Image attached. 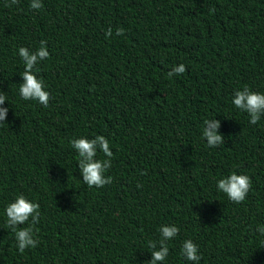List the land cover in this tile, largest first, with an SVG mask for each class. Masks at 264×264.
I'll use <instances>...</instances> for the list:
<instances>
[{"label":"trees","instance_id":"obj_1","mask_svg":"<svg viewBox=\"0 0 264 264\" xmlns=\"http://www.w3.org/2000/svg\"><path fill=\"white\" fill-rule=\"evenodd\" d=\"M41 2L0 0V264H146L147 241L173 224L163 264H191L185 240L199 264H264V116L252 125L231 103L245 85L264 94V0ZM41 40L48 108L19 96L18 49ZM210 118L224 138L215 148L201 138ZM97 135L113 152V182L99 189L82 182L70 145ZM233 172L252 183L240 204L216 188ZM21 194L41 213L40 242L23 253L4 214Z\"/></svg>","mask_w":264,"mask_h":264},{"label":"clouds","instance_id":"obj_2","mask_svg":"<svg viewBox=\"0 0 264 264\" xmlns=\"http://www.w3.org/2000/svg\"><path fill=\"white\" fill-rule=\"evenodd\" d=\"M19 3V0H6L5 7H12ZM29 8L38 11L43 8L41 0H30ZM214 12L215 9H210ZM125 29L119 27L115 30L116 36H124ZM113 35V30L108 28L105 31V38ZM18 54L24 64L21 73L22 83L19 84V96L24 101H36L43 108L49 107L50 94L45 90V84L35 73L40 69L37 67L42 61L49 59V52L46 42L41 40L39 48L30 52L27 48L18 49ZM186 67L183 64L175 66L167 73L169 79L176 75L185 73ZM6 96L0 92V105L5 104ZM232 105L249 117V123L257 124L264 116V94L252 92L245 85L242 90L235 91L231 100ZM8 108L0 107V126L6 125ZM220 121L215 118L205 119L201 129V138L206 141L209 148H215L224 143V138L218 134ZM71 148L78 156V168L82 182L88 187L96 189L103 188L113 182L112 176H106L112 167L113 152L108 139L97 135L89 140L87 138H76L70 141ZM102 154V159H97ZM141 185H137L140 187ZM252 187L250 178L247 175H238L235 172L227 177L221 178L216 183L218 192H222L232 203L240 204ZM40 205L29 201L23 194L17 196L14 202L9 203L5 209L6 225L15 235L17 251L23 253L25 250L34 249L39 244L38 229L35 227L40 223ZM26 225V226H25ZM23 226V227H22ZM180 229L176 225L161 226L158 240H148L147 246L152 251L151 259L146 264H163L169 255L168 242L174 240ZM256 231L264 235V226H257ZM198 245L192 240H185L180 248V256L191 262L199 264L201 256L198 254Z\"/></svg>","mask_w":264,"mask_h":264}]
</instances>
